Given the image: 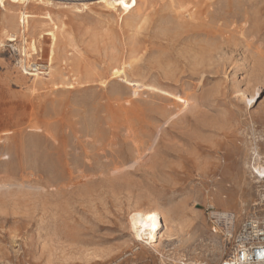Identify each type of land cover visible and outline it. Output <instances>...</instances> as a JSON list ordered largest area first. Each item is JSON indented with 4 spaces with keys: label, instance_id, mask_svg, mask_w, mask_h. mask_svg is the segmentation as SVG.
Returning <instances> with one entry per match:
<instances>
[{
    "label": "rangeland",
    "instance_id": "374dc122",
    "mask_svg": "<svg viewBox=\"0 0 264 264\" xmlns=\"http://www.w3.org/2000/svg\"><path fill=\"white\" fill-rule=\"evenodd\" d=\"M138 3H0V183L43 187L0 191V264H220L207 209L264 211V0ZM135 211L160 212L161 237H137Z\"/></svg>",
    "mask_w": 264,
    "mask_h": 264
},
{
    "label": "bare ground",
    "instance_id": "6f19581e",
    "mask_svg": "<svg viewBox=\"0 0 264 264\" xmlns=\"http://www.w3.org/2000/svg\"><path fill=\"white\" fill-rule=\"evenodd\" d=\"M14 1L15 2H23L24 0H14ZM103 1L107 5H109L110 7L114 8L116 11L120 10L121 12H124V13H131V12L135 11L138 8V5H139L138 0H103ZM0 3H1V5L3 7H5V0H0ZM193 14H194V11L190 12L189 16L191 17V16H193ZM10 17H11V19L9 20L10 27L14 28V27H16V25L21 24V26L24 29L23 30V34H22V40H23V44H24V46L22 47V52L24 53L25 57H27V54H29V51H36L37 50L35 35H32L30 40H28V38L25 35V32H26V30L29 27L31 14L28 13L26 10H23V11H21L19 13V15H11ZM55 28L58 29V26L56 24H55ZM47 33L49 35H51L50 38L53 40V44H55V42L57 41V32H56V30L55 31L54 30L53 31H48ZM11 34L16 35V32H13ZM55 60H56L55 47L54 48L52 47L51 53L49 54V56L47 58V62L49 61V64H47V67H46V68L50 67V72H47L50 76H51V66L53 65V63H55ZM125 66L126 65L124 64L123 67H115L113 69V74L120 75V76H122V74L126 75L125 70H124ZM35 70H36V72H34L32 74L34 79L35 80L41 79V75L44 72L38 71L39 69L37 67L35 68ZM53 76L54 75L52 74V77ZM126 81L131 86H133L134 88H142V87H144L145 89L147 88V89H152V90L154 89L155 90V88H153V86L148 85V84H144L140 80H137V79L136 80L126 79ZM157 91L163 92L165 94H169L171 96H174V95L176 97L178 96L182 100V102L184 101L181 98V96H179V94H173V93L168 92V91L163 90V89H159ZM242 95H244L245 98H248V99L254 96V95H247L246 92H242ZM184 104H186V105H185L183 110L188 108L189 102L186 100V102H184ZM183 110L181 109V112ZM168 122H169V119H168ZM252 154H253V157H254L255 160H256V157L260 158L259 153H258L257 144H254V146L252 147ZM258 165H259V163H258ZM261 170H262V168H261ZM257 173L261 174L263 172L262 171L260 172L257 169ZM14 186H17V187L26 186V187L34 189V190H41L43 188L41 185H20V184L14 185L13 183L5 182V183H0V191H3L5 189H10V188H12ZM224 210H227V209H224ZM132 220L137 222V223H139V227L136 228L137 237H139L140 239H146L147 242H151L154 239H157L158 237H161L162 233L165 231V229H167L166 221H164L162 214L160 212H158V211H152V212L135 211V213L132 216ZM162 228H164V231H162ZM158 229H159V231H157ZM176 231L180 232V231H182V229L181 230H176ZM156 233H157V235H156ZM158 234H160V235H158ZM169 237H170L169 240H174L176 238L175 237V233L174 232L170 233ZM198 255L199 254H197L196 256H198ZM182 263L183 264H187V263H185L183 261L181 262V264ZM192 264H201V262H198V259H197L194 262H192Z\"/></svg>",
    "mask_w": 264,
    "mask_h": 264
},
{
    "label": "built area",
    "instance_id": "2783aa9c",
    "mask_svg": "<svg viewBox=\"0 0 264 264\" xmlns=\"http://www.w3.org/2000/svg\"><path fill=\"white\" fill-rule=\"evenodd\" d=\"M255 204L264 207V192ZM207 217L225 244L227 254L220 264H264V211L239 220L233 211L209 207Z\"/></svg>",
    "mask_w": 264,
    "mask_h": 264
},
{
    "label": "crops",
    "instance_id": "0c3cea01",
    "mask_svg": "<svg viewBox=\"0 0 264 264\" xmlns=\"http://www.w3.org/2000/svg\"><path fill=\"white\" fill-rule=\"evenodd\" d=\"M246 200H247L246 197H244L243 195H237V199H236V202L234 204L240 206V205H243ZM216 205L220 206L222 209H231L232 208V206L231 207H226V206L221 205L219 203H216ZM233 212H235L237 215L240 214V212L239 213L236 212V211H233Z\"/></svg>",
    "mask_w": 264,
    "mask_h": 264
}]
</instances>
